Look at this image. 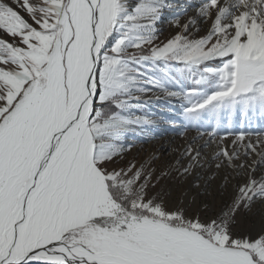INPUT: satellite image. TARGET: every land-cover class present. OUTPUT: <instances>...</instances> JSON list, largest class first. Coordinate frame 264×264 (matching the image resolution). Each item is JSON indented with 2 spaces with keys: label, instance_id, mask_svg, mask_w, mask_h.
<instances>
[{
  "label": "snow or ice",
  "instance_id": "snow-or-ice-1",
  "mask_svg": "<svg viewBox=\"0 0 264 264\" xmlns=\"http://www.w3.org/2000/svg\"><path fill=\"white\" fill-rule=\"evenodd\" d=\"M0 264H264V0H0Z\"/></svg>",
  "mask_w": 264,
  "mask_h": 264
},
{
  "label": "bare ground",
  "instance_id": "bare-ground-1",
  "mask_svg": "<svg viewBox=\"0 0 264 264\" xmlns=\"http://www.w3.org/2000/svg\"><path fill=\"white\" fill-rule=\"evenodd\" d=\"M164 127L167 130L156 135L155 138L146 137L143 141H138L137 148L134 149L138 153V158L148 153L156 152L160 156V160L157 162L164 164L167 156H170L171 149H182L185 146V139L178 137L176 131H173L168 125H164ZM186 135L188 139L195 136L192 134Z\"/></svg>",
  "mask_w": 264,
  "mask_h": 264
},
{
  "label": "rangeland",
  "instance_id": "rangeland-1",
  "mask_svg": "<svg viewBox=\"0 0 264 264\" xmlns=\"http://www.w3.org/2000/svg\"><path fill=\"white\" fill-rule=\"evenodd\" d=\"M196 2H198V0H192V3H196ZM161 27L164 29V35L166 36V35L168 34V32L170 31V26H169V24L166 22V23L163 24ZM161 38L163 39L164 37L162 36ZM160 103H163V101H160ZM252 130H259V129L257 128V125H256V124H253V125H252ZM186 134H190V135L192 134V135H195V136H196V133H195L194 131H188ZM176 135H177L178 137H181V136L179 135L178 132H176ZM145 138H146V137H142L139 141H143ZM173 150H174V149H173ZM173 150L171 149V151H170V156H167V159L165 160V163H164V164L170 162V161L174 158ZM167 155H168V154H167ZM164 164H163V163H159V162H157V167H161V166H163Z\"/></svg>",
  "mask_w": 264,
  "mask_h": 264
}]
</instances>
